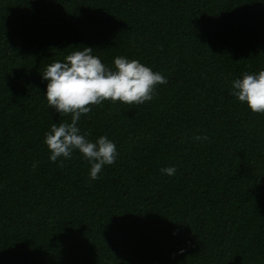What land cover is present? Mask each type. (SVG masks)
<instances>
[{"label": "trees", "instance_id": "trees-1", "mask_svg": "<svg viewBox=\"0 0 264 264\" xmlns=\"http://www.w3.org/2000/svg\"><path fill=\"white\" fill-rule=\"evenodd\" d=\"M82 47L167 80L81 116L118 153L96 180L43 143L71 118L41 75ZM261 70L264 0H0V264H264V114L231 87Z\"/></svg>", "mask_w": 264, "mask_h": 264}, {"label": "clouds", "instance_id": "clouds-1", "mask_svg": "<svg viewBox=\"0 0 264 264\" xmlns=\"http://www.w3.org/2000/svg\"><path fill=\"white\" fill-rule=\"evenodd\" d=\"M64 58L46 66L41 78L47 81L44 94L48 106L60 117L70 116L67 120L52 123L45 133L43 143L47 146L52 162L68 160L78 150L82 158L90 164L89 178L99 179L104 166L112 165L117 158L115 143L106 136L95 142L81 133L78 123L82 115L92 111V107L105 101L124 105H142L153 99L158 85L167 83L166 77L137 59L117 56L113 68L92 54L93 49L82 47ZM232 95L241 103H246L254 114H264V70L255 74L244 73L242 79L232 82ZM207 140L208 137H196ZM63 160L59 166H63ZM33 169L37 167L33 163ZM169 176L175 175V167L162 168ZM182 251V250H181Z\"/></svg>", "mask_w": 264, "mask_h": 264}]
</instances>
